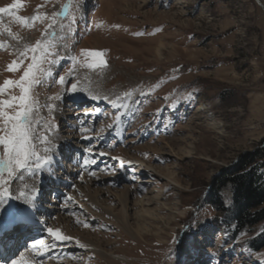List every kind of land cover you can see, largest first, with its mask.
Listing matches in <instances>:
<instances>
[{"label":"rangeland","instance_id":"374dc122","mask_svg":"<svg viewBox=\"0 0 264 264\" xmlns=\"http://www.w3.org/2000/svg\"><path fill=\"white\" fill-rule=\"evenodd\" d=\"M14 2L0 0V7ZM22 3L15 14L23 17L36 15L38 5H44L41 13L51 15L70 3V17L74 13L78 25L67 48L59 49L61 55L95 50L104 53L108 64L103 72L76 69L82 83L100 95L99 103L86 96L80 98V106L68 103V97L64 102L49 100L63 95V87L51 82L35 89L40 105H57L52 115L58 125L53 132L58 152L70 156L73 147L94 161L88 167L67 168L72 176L62 196L73 199L50 209L47 228L60 229L87 247L100 246L102 253L80 248L74 240L52 248L44 260L33 253L34 260L42 264H264V248L253 253L244 247L264 233V224L242 230L234 239L235 226L222 224L234 205V191L220 184L228 171L240 169L245 158L258 155L264 144V0ZM46 23L37 22L29 29L12 15L0 14V42L11 46L0 50V84L22 75L23 68L15 73L7 70L16 59L9 51L41 39ZM9 28L21 38L19 44L8 35ZM91 37L95 41L88 47L85 41ZM68 69L65 59L56 68L57 78ZM12 92L19 94L18 89ZM125 92L133 95L123 99L119 109L104 99ZM72 106L78 110H71ZM86 111L92 114L86 116ZM41 115L47 118L49 113L42 108ZM69 161H65L68 166ZM258 161L264 164V158ZM57 175L54 181L66 182ZM37 182L41 186L39 178ZM14 186L19 187L16 182ZM53 186L49 185L45 197ZM126 190L130 206L147 195L159 199L162 218L145 225L150 232L129 233L118 221L114 193ZM95 193L101 194L99 198ZM84 222L94 227L85 228ZM41 239L53 243L46 230Z\"/></svg>","mask_w":264,"mask_h":264},{"label":"snow or ice","instance_id":"6c2138e0","mask_svg":"<svg viewBox=\"0 0 264 264\" xmlns=\"http://www.w3.org/2000/svg\"><path fill=\"white\" fill-rule=\"evenodd\" d=\"M46 3L48 0H45ZM22 7V0H15L8 7H0V14L12 15L16 23L29 29L37 22L47 23L41 33V39L34 44L25 43L22 48L17 47L9 51L10 55H16V59L7 65V70L15 73L23 68L22 75L18 80L5 79L3 84H0V245L4 247H7L14 233L36 223L35 214L43 198V188L37 185V179L39 178L42 184L44 175L50 178L55 177L58 154L55 149H58L59 145L54 144L53 132L58 125L54 124L55 117L52 112L57 105H40L35 89L51 82L63 87V95L58 93L54 97H49V100L64 102L65 97H68L67 102L70 104L78 103L81 96L98 100L100 97L86 83H82L76 69L79 66L93 72H103L108 68L107 61L103 59L104 53L100 51L81 49L79 56L61 55L59 49L67 48L68 40L75 36L73 29L78 25L77 16L73 13L70 17V3L65 4L59 11L52 12L51 15L47 12L41 13L39 9L44 5H38L37 14L32 17L16 15L15 11ZM6 31L12 40L17 44L20 43L21 38L12 33L10 28ZM10 47L6 42H0V50ZM65 59L69 60V69L57 78L56 68ZM88 79L87 76L83 77L84 81ZM69 80L72 82L69 83ZM13 89H18L19 94H14ZM131 95H133L132 92H125L115 99L108 97L104 99L119 109L123 107V99ZM42 108L48 111L47 118L41 115ZM91 114L85 112L86 116ZM96 114H99L98 110ZM119 119V115L114 117V121ZM81 131L87 132L89 129L82 128ZM86 151L91 154L90 149ZM99 155H105V153L100 152ZM82 159L83 167H88L94 162L88 157H82ZM94 174L89 172L90 176ZM14 182L20 186L15 187ZM65 199L71 201L73 198L68 196ZM77 222L80 223V221ZM83 227L94 226L84 222ZM46 232L53 243L49 245L45 244L43 239L34 240L31 248L37 257H43L60 243L75 240L60 229L48 227ZM173 242L179 244L180 241L174 239ZM75 243L80 248H87V245L79 240H75ZM5 264H42V261H29L24 256H20L18 260H5Z\"/></svg>","mask_w":264,"mask_h":264},{"label":"trees","instance_id":"16d2710c","mask_svg":"<svg viewBox=\"0 0 264 264\" xmlns=\"http://www.w3.org/2000/svg\"><path fill=\"white\" fill-rule=\"evenodd\" d=\"M262 146L258 155L245 158L240 169L228 171L220 181L221 186L230 185L234 191V205L229 214L221 218L224 228H229L233 224L237 229L231 232L234 239H238L240 231L245 229L249 231L264 224V164H258V160L264 158V144ZM216 197L211 196L215 198L214 200H217ZM216 206L222 211L225 210L224 205L220 203H216ZM244 247L248 252L261 251L264 248V233Z\"/></svg>","mask_w":264,"mask_h":264},{"label":"bare ground","instance_id":"6f19581e","mask_svg":"<svg viewBox=\"0 0 264 264\" xmlns=\"http://www.w3.org/2000/svg\"><path fill=\"white\" fill-rule=\"evenodd\" d=\"M259 2V1H258ZM260 4V3H259ZM93 41H95V38H89L88 40L85 41V45L86 46H92V43ZM97 43V42H96ZM88 46V47H89ZM161 46V45H160ZM94 47V46H93ZM97 48H99V44L96 45ZM162 51V50H161ZM161 53V52H160ZM98 95V94H97ZM100 97V95H98ZM82 97V96H81ZM99 100L97 101V103H99ZM102 104V103H100ZM199 110L203 109L201 106H199L198 108ZM87 112V111H86ZM60 151V150H59ZM57 153L58 152V149H57ZM56 160H57V163L55 166H59V164H61V167L65 168L66 166H68L67 162L65 164V161L63 159H61V156H60V153L57 154L56 156ZM44 180H43V183H39L41 184V186L39 187H42L43 189L45 188V186L48 185V182H49V176L45 175L44 176ZM53 180H57L56 179V176L53 177ZM58 182V181H57ZM29 183H32V181H29ZM37 185H38V182L36 181ZM58 184V183H57ZM20 186V185H19ZM58 187V186H56ZM130 191L126 190L124 192H119V193H114L117 197V201L119 203V216L118 218V221L120 222V224L122 225V227L124 228V230L128 231L129 233L130 232H137L138 234H141V233H145L148 229L145 227V225L150 222V221H153V220H158L160 219V215H158L159 212L162 211V209L160 207H158V203H159V199L156 198V197H153L152 196H146L144 198H142V200L136 202V204H134L133 206H130L129 204V197H127V195L129 194ZM97 194V198H99V196L101 194L99 193H95ZM93 195V194H92ZM129 196V195H128ZM96 197V195L94 196ZM152 197V198H151ZM162 199V198H160ZM140 207L141 209L138 210V212H133L135 209V207ZM46 207V205L44 206ZM115 209V208H114ZM112 210V209H111ZM112 213L115 212L114 210L111 211ZM162 218V217H161ZM43 219H46V217L41 216L40 220L42 221ZM46 221V220H45ZM134 223H133V222ZM39 224V223H38ZM156 224V223H155ZM119 225V224H118ZM120 226V225H119ZM69 227V226H68ZM31 231H27L25 234L27 233H30ZM147 232H150V231H147ZM135 236V235H134ZM137 237V236H136ZM146 238V237H145ZM136 240V239H135ZM139 240V239H138ZM11 241L15 242V239H13V235H12V238H11ZM10 243V242H9ZM31 244V243H30ZM139 244V243H138ZM11 245V244H10ZM9 246V245H7ZM88 249L90 250H93V251H98L99 253H102L100 252V250H102V247L100 246H97V247H93V246H89L87 247ZM20 252V253H19ZM13 254L17 255V260L20 258V256H24V258L26 260H29V261H35L34 260V251L31 249H27L25 248V250H22L20 248H17V250H13L12 251ZM49 253V252H47ZM112 256L115 255V253H111ZM47 255V254H46ZM46 255H44L43 257H39V259H44L46 257ZM103 255L105 256H108L106 253H104ZM116 256V255H115ZM117 257V256H116ZM116 257H111V258H116ZM127 257V256H125ZM129 257V256H128ZM120 258V257H119ZM124 258V257H123ZM109 259V258H108ZM118 259V258H117ZM126 259V258H125ZM114 263V262H113ZM121 263V262H120ZM123 264V263H122Z\"/></svg>","mask_w":264,"mask_h":264}]
</instances>
